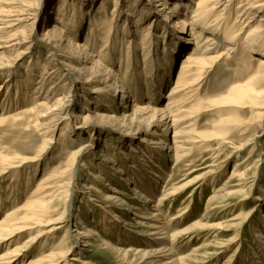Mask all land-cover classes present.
<instances>
[{
	"label": "bare ground",
	"instance_id": "6f19581e",
	"mask_svg": "<svg viewBox=\"0 0 264 264\" xmlns=\"http://www.w3.org/2000/svg\"><path fill=\"white\" fill-rule=\"evenodd\" d=\"M136 2L137 0H129V3L124 7L123 24L118 27L119 23L117 24L114 21L117 19L118 14L114 16V13L110 20L107 18L108 12L103 9L106 1L98 4L97 8L101 12L96 15L95 12L93 13L95 6L89 11L83 3L81 4V0H73V4L71 0H59L54 7L55 20L44 35V41H46V44H50L56 53H60L67 62L63 65L58 60L62 64L64 74H61L59 67H54L48 71L46 69L47 66L44 64L39 75L28 71L24 77L14 76L5 79L7 83L10 82V85L6 84L8 86L5 96L0 101V126L17 121L20 132L25 133L27 129L34 128V131L43 136L53 134L58 128H61V125H65L68 115H70L69 102L66 101V97L56 95L60 93L63 85L65 87V85L72 84V82H78L82 88H86L90 92L97 90L99 94H95V96L90 98L85 97L81 109L87 110V112L84 116H77L82 121L79 127H82V125L88 126L87 130L95 129L100 124V121L110 120L113 116L112 113L102 112L98 109L89 110L85 106L90 104L92 106L94 101L97 103L107 101V94H103V92L112 90L113 93L108 95L111 99V104H109L111 106L120 102L122 106L126 107V103L133 99L130 113L122 112V118L127 116L130 120V123H128L130 128L128 130L137 132L135 136L141 133L149 135L152 132L157 136L158 140L149 139V141H144L148 152L144 151L145 147L144 150H139L137 145L130 147V153L119 150L120 159L114 158L109 151L101 150L100 157H97L98 162L94 163V168L104 171L109 163H112L109 174L111 179L115 180L122 175L121 180H123L124 186L130 187L134 191L136 201L141 204L137 206L139 203H135L136 207L132 206L133 212L131 213L145 219L143 222L136 220L135 222L138 225L132 226H136V228L142 227L140 229L145 231L123 229L121 225L117 224L118 221L114 220L113 215L104 210L100 214L99 223L106 234L109 236L112 233L114 234V239L117 242L129 240L146 242L147 236L151 239L152 242L146 244L152 247L151 250L145 248L137 249L132 245L126 249L118 247L116 250L114 248L117 253L121 254L122 258H128L131 254L144 256L148 251H151L150 256L147 255L146 257H150L154 261L158 260V262L161 259H166L162 264H187L188 257L176 256L175 250L169 247L166 243L167 241H174L180 234L191 231H198L203 236L205 232H208L206 230L210 228L224 229V232H227L235 225L238 226L240 224L238 220H245L246 212L239 210L240 212L232 217L233 221L225 227H220L218 225L221 224L217 223L209 224L206 221L204 222L207 219L204 215L201 219L199 218V221H195L180 230L169 231L167 226L170 223L163 221V216L166 213L159 208V204L164 198H160L155 204H152L156 199L153 195H148L149 191H146L145 194L142 192V183L137 180V174L133 169L136 168L137 164L146 160L147 162H152V166L160 171L162 168L159 161L162 158L163 146L165 145H168V148L172 151L171 154L173 156H171L175 165L193 156L195 149L199 150L201 148L203 152L211 151L212 163H210L205 172L198 175L195 179L194 184L196 185L195 189H197L210 183L215 177L221 176L223 173L222 168L230 157L236 156L241 150L255 144L256 136L247 138L245 142H238L239 144L235 139L241 140L243 137L248 136L250 125L255 123L256 126H261L264 120V0H144V5L138 8L135 7ZM36 3V0L32 2L30 0H0V72L2 75L7 74L10 77L9 71L13 68L12 63L15 60L22 59L23 57L20 56L29 51L27 42L30 32L24 33V31H32L37 25L36 19L39 16V11H37L39 7ZM92 3L93 0L90 1V4ZM116 4L113 10L117 9ZM157 14L163 17V19L161 18L164 24L162 29L166 28L167 22L171 21L172 23L174 18L181 14L177 23L182 31L188 30L186 34L191 37L193 46L183 56V60L179 68H177L178 66L175 67L174 64L175 57L180 51L187 49V44L189 45L190 40L181 35L171 39L168 46L162 49V55L153 60L157 75L155 74V78L152 76L150 83L146 84V89L142 91L138 84H136L137 86L132 85L131 81L128 80L133 73L135 74L136 70H139V66L133 65L132 57L134 54L129 50L130 48L124 49L125 39L123 40L119 33L122 27L124 29L123 32L128 31L127 33H129L130 27H128V23L132 19V27H134L135 31H139V39L137 42L135 40L136 43L134 45L140 46L142 51H144V46L148 43L146 37L149 34L141 22L144 21V16L151 15V19H153L158 16ZM29 20L32 21L29 22ZM17 27L21 28H18L15 32H8ZM6 29H8V33L3 35ZM80 31L84 33L85 37L81 35L82 32ZM90 41L94 43V47H92ZM88 45H90V48ZM91 47L97 49L96 54H94ZM111 47H113L112 51L117 49L119 52L122 51L119 55L117 54L120 68L122 67L120 78L113 76L110 72V67L104 65L99 67L100 59L107 60L106 57ZM67 49H70V52H67ZM145 55L147 56V54H144V58ZM10 56H14V61L11 59L8 62H4ZM123 56L125 61L121 59ZM220 62H224L222 68H224L225 72L221 69L223 73L230 69L229 66L234 65L233 75L227 80L228 86L221 83L213 93L207 94V92L201 90L202 80L209 69L214 68ZM27 65H29L26 67L27 70H30L31 66H36L33 61L32 63H27ZM222 72L221 74H223ZM113 77L114 80L109 84ZM173 78L175 79L167 92V101L164 107L157 108L151 105L152 102L146 99L159 97L166 83ZM51 79L54 82L43 90L46 83ZM99 83L103 84V87H99ZM4 86L0 84V91ZM199 90L202 92L201 95L208 97L202 98L198 94ZM218 91L219 93H217ZM116 93L118 94V99L115 103L113 102L115 99H112V97H115ZM129 93L131 94L129 95ZM31 100H33L32 105L27 107L25 103ZM51 101H53L52 104H49ZM20 105L22 106L17 108ZM222 105L234 110L249 107L251 116L248 121L232 119L233 113L230 112L231 110H226L227 113L225 115L228 116H220L216 119L213 122V128L199 130V113L206 110H216L219 107L222 108ZM98 106L100 105L98 104ZM101 107H104L103 104H101ZM258 122L260 123L258 124ZM170 133H172V140L169 145L166 141L169 140L168 136ZM74 134L78 135L79 133L76 131ZM6 135H3V133L0 135V177L10 172V169L17 165L14 164L17 160L24 158L16 151L13 144L6 142ZM49 139L48 137L45 141L47 142ZM105 142L107 143L106 140ZM89 146L90 144H81L77 148L72 149L69 152L68 160L64 164L60 163V165L51 168L49 171L42 169L38 164L40 161H38L34 168L28 171L30 178L25 180V182L22 181L24 179L20 180V175L10 177L12 182L15 180V185L10 187V189L21 192L26 190L25 187H27L33 176L38 177L42 174V177L37 179L33 188L31 187L28 191V195L25 196L23 201L15 205V208L12 207L13 204L7 207L4 206L2 204L4 203L2 202L4 194H0V210L3 211L4 209L5 211L4 215L0 217V264H70L69 259L75 262L78 261V255L70 256L72 252H78V249L72 248L73 244L80 243L82 246L90 244L91 235H96L94 230H90L82 223H77L73 229H70L67 224L71 209V189L74 188L73 185L80 170L79 165L83 160L81 158L85 155V149ZM106 146L109 147L108 145ZM253 146H251L247 156H243L236 161L229 181L226 180L222 185H218L219 187L215 192H220L221 190V193L219 194L218 192V194L212 195L207 202V209L211 208L220 211L231 207L235 208L248 199V195L243 188L250 183L249 180L251 178H253V181L256 179L255 171L249 172V170H252L249 162L253 157V153H255L252 152ZM41 149L34 153L38 156H36L35 160H40L39 153H41ZM139 152L143 156L135 159L133 156ZM259 155L260 157L263 156L262 153ZM256 165L255 161L254 166L256 167ZM45 166L43 167L45 168ZM244 167L246 169H243ZM87 174L94 180H104L103 175L101 176L99 173L88 172ZM151 174L155 178L153 181H149V184L152 183L155 186L157 184L156 177H159V174L157 172H151ZM231 182H233L232 185H230ZM104 184L109 186L110 189H114L109 183L105 182ZM181 186L184 187L185 184ZM85 187L89 190H95L91 184H87ZM176 188L179 187H175V191L173 193L168 192V194H174ZM21 193L25 194V192ZM8 196L4 195V197ZM102 198L113 197L103 193ZM17 200V197H13L11 203H16ZM185 209L187 207L183 208L178 214L173 215L171 220L179 219L181 216L186 215L188 210ZM43 226L48 227L43 228ZM35 230L36 233L33 234L32 231ZM59 231L64 233L59 234V240H56L54 246L50 248L51 250H42L44 246H47V243H45L47 238H53L52 236ZM27 233H29V236L23 244L14 243L10 245L17 237L24 236ZM218 233L220 232H214L212 236H218ZM41 240H44L45 244L43 243L41 247H37ZM211 240L215 243L209 242L205 246L215 247V252L211 253L209 249H201L202 252L197 255L200 258L196 257L198 263L207 264L226 252L227 249H224V245L228 241H215L214 238ZM238 247H240V244H238ZM237 250L239 249L236 248L233 255H231L232 259L237 258Z\"/></svg>",
	"mask_w": 264,
	"mask_h": 264
},
{
	"label": "rangeland",
	"instance_id": "374dc122",
	"mask_svg": "<svg viewBox=\"0 0 264 264\" xmlns=\"http://www.w3.org/2000/svg\"><path fill=\"white\" fill-rule=\"evenodd\" d=\"M30 1L32 2L33 0ZM36 1H37L36 4L39 7V9L37 10L39 11V16L36 19L37 25H35L34 30L32 31L29 30L26 32L24 31V33L30 32L27 42V46H29V51L24 53L23 56H20L23 58L18 61L17 60L14 61L15 59L13 58L14 56L13 57L10 56V58L8 57L5 59L4 62H8L11 59L14 62L12 63L13 68L11 69V71H9L11 75L10 77H8L7 74L2 75L0 72V84L5 85L4 88L0 91V101L5 96L7 86L10 85V82L7 83L5 79L14 76L24 77L26 73H28V71H30V73L32 74L39 75V73L42 70V65L44 64L47 66L46 69L48 71L54 67H59V69H61V74L62 75L64 74V70H62L61 65L62 64L64 65L67 62L60 53H56L55 50L52 49V46L50 44L49 45L46 44V41H44V35L47 33V30L51 28V23H53L55 20L54 7L56 6L59 0H36ZM74 1H78V0H74ZM90 1L92 0H81V4L83 3L84 6L89 11L92 10V8L95 6L93 13L95 12L96 15L97 14L99 15L101 10L98 9L97 6L100 2L106 1V3H104L105 8L103 9H106L108 12L107 18L110 20L112 18V15H114V13H115L114 16L118 14L117 19L114 21H116L117 24L119 23L118 27H120L123 24L124 7H126V5L129 3V0H120L118 2L117 0H93L92 4H90ZM71 2L73 4V0H71ZM115 4L117 9L113 10L115 8L114 6ZM143 5H144V0H137L135 7L138 8ZM180 15L181 14H179L176 18H174L172 23L171 21L167 22L165 26L166 28L163 29L162 26L164 24L161 21L163 17L160 16V14L153 19H151V15L144 16L143 18L144 21L142 20L143 22H141V24L144 26V29L147 30L146 32H148L149 34L146 37L148 43L146 46H144L147 50L144 48V51H142V48L140 46L138 47L134 45L139 39V31H135L134 27H132L133 25L131 21L132 19L129 20L130 23H128V27H130L129 33H127L128 31L123 32L124 29H122L123 27L121 28L119 34L121 35L123 40L125 39L124 40L125 45L123 47L124 49L130 48L129 50L132 51V53L134 54L132 57L133 65L139 66V70L137 71L135 69L136 70L135 74L133 73L130 76L131 79L129 78L128 80L131 81L132 85L134 84L135 86H137L136 84H138L139 88L140 87L142 88V91L146 89V84L150 83L152 76H154L155 78L157 75V69L153 63V60L156 59L158 56L162 55V51H163L162 49L168 46L171 39L181 35L187 38L188 40H190L189 45L187 44V49L185 50L181 49L182 51H180L178 55L175 57L174 64L175 67L178 66L177 68H179L180 63L183 60V56L190 50V48H192L193 41L191 37L188 36V34H186L188 30L182 31L179 24L177 23L178 17ZM30 21L32 20H29V22ZM18 28L21 27L13 28L10 31L6 29L4 31L5 34L3 35H7L8 32H15ZM81 35L84 36V33L82 32ZM114 37L116 38L115 34ZM90 42L92 47H94V43L92 41ZM88 47L90 48V45H88ZM112 48L113 47H111L110 52L106 57L107 60L100 59L99 67H101L102 65L106 67H110V72L113 74V76L119 77L121 75L120 72H122L121 71L122 67L120 68L118 55L122 51L119 52L118 49L112 51ZM92 49L94 54H96L97 49L94 48ZM67 52H70V49H67ZM144 54H147V56L145 55V58H144ZM121 59L122 61H125L124 56ZM58 60L61 61L60 63L62 64H60ZM32 61L33 64H36V66H31L30 70H27L26 67L29 66L27 65V63H32ZM223 65L224 62H220L219 64L214 66V68L212 69L210 68L209 71L205 74V78L202 80L201 83V87H202L201 90L203 92L205 91L207 92V94L210 92L213 93V91L216 90V87L219 84L223 83L227 85L228 78L233 75L234 65L229 66L230 69L227 70L226 72L227 74L223 73L225 72L224 68H222ZM221 69L224 71L222 72ZM221 72L223 74H221ZM114 77L111 78L109 84L114 80ZM174 79L175 78L171 79L169 82L166 83V86L164 89H162L159 97H153L154 100L153 99H146V100L152 102L151 105L156 106L157 108L164 107L167 101V96H166L167 92L169 88L172 86ZM53 82L54 80L52 79L49 80L46 83L43 90H45L46 87ZM65 82L69 83L68 81ZM98 86L103 87V84L99 83ZM85 89L82 88V86L78 82H72V84L69 83L65 85V87L64 85L61 87L60 93L57 94L56 96L63 95L66 97L67 99L66 101L69 102L68 107H69L70 115H68L65 125H61V128H58L53 134H50L49 136L40 135L38 132L34 131V128L27 129L25 133L20 132L18 130L19 123L17 121H15L14 123H6L0 126V131H1L0 135L2 133L3 135L7 134L5 136L6 142L8 144H13L16 151L21 156L24 157L17 160L16 163H14L17 165H15L13 169H10V172L5 173L3 176L0 177V194L9 195L8 197H4L3 195L2 202L4 203L2 204L6 207L13 204L12 207L15 208L14 206L19 204L21 201H23L25 196L28 195V191L31 189V187L33 188L37 179L42 177V174H40L38 177L33 176V178L29 181L27 187H25L26 190L21 191V192H25V194L21 192L12 191L10 189V187L15 185V180L14 182H12L10 177L20 175L19 177L20 180L24 179L22 181L25 182V180L30 178V176H28V171H31L38 161H40L38 164L39 166H41L42 169L44 170L46 169L47 171H49L51 168L60 165V163L64 164L68 160V157L70 155L69 152H71L72 149L77 148L81 144H90V146L85 149L86 151L84 152L85 155L83 154L84 156L81 158V160L82 159L83 160L82 162H80L79 165L80 170L76 177L77 178L76 182L73 185L74 188L71 189L72 192L71 207H70L71 209L69 211V217L67 218V224L70 229H73L75 228L77 223L80 224L82 223L90 230H94V232H96V235H91L90 244L83 246L80 245V243L73 244L72 248L74 249L75 247L76 250L78 249L77 250L78 252L76 253L72 252L70 256L78 255V261L75 262L69 259V263L70 264H151V262L154 260L150 257L149 258L146 257L151 253V251H148L146 254H144V256H142L141 254H136V255L131 254L128 256V258H122L121 254L116 252L118 247H121L122 249H126L130 245L136 247L137 249L145 248L151 250L152 247L146 245L152 242L151 239L148 238V236L146 242H143L142 240L141 242L138 240L117 242L114 239L115 237L113 233H112L113 235L110 234L111 236L110 237L108 234H106L103 231L104 229H102V227L100 226L99 222H100V217H101L100 214H102V210L111 213L114 217V220L118 221L117 224L121 225L122 228L125 230L127 228L141 230L140 228L142 227L136 228V226H132V225H138V223L135 222L136 220H138L139 222H143L145 219L142 218L141 216H135L131 213L133 212L132 206L135 203H139V202L136 201V194H134V191H132L130 187L124 186V182L123 180H121L122 175L115 180H112L111 177L109 176L111 172L110 168L112 167V163H109V165L104 171H99V169L94 168V163L98 162L97 157L102 152L101 150L109 151V153L112 154L114 158L120 159V154L118 152L119 150H124L127 153H130V147L137 145L139 150L141 149L144 150L145 147L144 151L148 152L146 151L148 148L144 144V141H149V139L151 140L153 139L157 141L158 138L152 132L149 135L141 133L140 135L135 136L137 132H132V130L130 131L128 130L130 128V126L128 125V123H130V120L127 118V116L122 118V115L123 113L126 114L130 113L133 99H131V101L126 103L127 106L124 107L122 106V103L117 102L118 94L116 93L115 97H112V99H115L113 100V102L115 103L117 102V103L111 106L109 105L111 104V99L109 98L108 95L113 93L112 90L109 92L107 91L103 92V94H107L106 99H108L107 101H104V103L102 102L97 103L94 101V104L92 106L91 104L85 105L87 106V108H89V110L98 109L99 111L102 112L112 113L113 116L110 118V120L108 119L109 121L108 120L100 121V124L96 126L95 129H91V130H87L88 126L82 125V127H79L82 124V121L77 116H84V114H86L87 112V110L84 111L81 109L84 98L93 97L95 96V94L99 95L97 90H93V92H90L89 90L87 89L85 90ZM201 90H199L198 92V94L200 95L202 94ZM217 93H219V91ZM130 94L131 93H129V95ZM119 97H120V93H119ZM201 97L204 98L208 96L201 95ZM52 102L53 101H51L49 104H52ZM32 103L33 100L25 103V105H27V107H30ZM98 104L100 106H98ZM101 104H103L105 109L104 107H101ZM21 106L22 105L18 106L17 108ZM224 106L225 105H222L221 106L222 108L219 107L216 110L212 109V110H206L200 112L198 116L199 117L198 129L208 130L213 128L212 125L216 119H218L220 116L221 117L228 116L225 115V113H227L226 110H231L230 112L233 113L231 116L232 119L233 118L238 120L243 119L242 121H248L249 117L251 116V111L249 107H243L238 110H234L229 108L228 106L225 107ZM14 108L16 109V107ZM220 110L222 111L219 112ZM223 112L224 114H222ZM262 122L263 123L261 126L257 125L258 127L256 126L255 123H252L250 125L251 126L250 129L248 130L249 132L248 136L243 137L241 140L235 139L237 143L238 142L242 143L245 142L247 138H250L251 136L253 137L256 136L255 144H253L255 146L250 145L248 148H245L244 150H241L239 153H237L238 156L236 155L230 157L229 161L222 168L223 169L222 175L219 177L218 176L215 177L210 183H207L203 187H200L201 189L200 188L195 189L196 187V185L194 184L196 181L195 179L198 175L205 172L208 169L210 163H212L211 161L212 157L210 154L211 151L203 152L201 148L199 150L195 149V153L193 151L194 157L193 156L188 157L189 159H184L183 161H181L180 163H176L175 165L174 160L172 158L173 154H171L172 151L170 150V148H168V145H165L163 146V155L161 156L162 158L160 159V161L158 160L160 167L162 168L160 169V171H158L157 168L152 166L153 165L152 162H147L146 160L143 163L141 162L137 164L136 168L133 169V171H135L137 174L136 176L137 180H139V182L142 183L141 186L142 192H144L145 194L146 191L147 192L149 191L148 195H153L154 198L156 199L155 201H153V203L151 202L152 204H155L160 198H164L163 200H161L159 204V208H161V210L166 213L163 216L164 219L163 221L165 223H170L167 226L169 227V231L180 230L192 224L195 221H199L204 215L207 218L204 220V222L206 221L209 224L217 223V224H221L218 226L225 227L228 223H231L233 221L232 217L235 216L237 213H239L241 210L246 212L244 216L245 220H242L243 222L238 220L240 224L238 226L235 225L231 230H228L227 232H224V229L210 228L209 230L208 229L206 230L208 232L204 231L205 235L203 236L198 231H194V232L191 231L188 233L180 234L178 237L174 239V241H167L166 243L169 245V247L175 250L176 256L188 257L187 264H200L197 262L198 260L196 259V257L198 259L200 258V256L197 255H200V253L202 252L201 249L203 250L209 249L211 253H214L216 250L215 247L205 246L209 242L215 243L213 242V240H211L213 238L215 239V241L216 240L218 241L220 240L221 242L228 241L224 245V249L227 250L224 253V255L222 254L220 257L215 258L213 260L210 259L211 262H208L207 264H264V120ZM259 123L260 122H258V124ZM131 129H133V127H131ZM76 131L77 133H79L78 135L74 134V132ZM48 137L50 138L48 140L50 142L47 141L48 142L47 143L45 139ZM168 139L169 140L166 142L167 144L170 145L172 140V133L169 134ZM105 140L107 141V143L105 142ZM106 145H108L109 147H107ZM251 146L254 147L252 152L255 153H253V157L250 159L249 162V166L251 165L250 167L252 168V170H249V172L255 171L256 179L255 181H253V178H251L249 180L250 183L243 188L245 193L248 195V199L243 203L239 204L238 206H236L235 208L231 207L220 211L211 208L207 209L206 205L208 200L212 197V195L218 194L219 191L217 192L215 191L218 189L220 185L223 184L224 181L226 180L229 181L231 171L235 166L236 161L241 159V157L243 156H247L249 154V151L251 150ZM40 148H42L41 153H39L40 160H35L37 155H35L34 153ZM153 148L157 149L156 147ZM32 151L33 153H31ZM260 153H262L263 156L260 157L259 155ZM135 154H133L135 155L133 156L135 159L143 156L141 155L142 154L141 152ZM147 154L150 155L149 153ZM255 161L257 163L256 167L254 166ZM44 165H46L45 168L43 167ZM243 169H246V167H244ZM88 172L99 173L101 176L103 175L102 177H104V180H100V179L98 181L94 180L90 175L87 174ZM151 172H157V174H159L160 177V178L156 177L157 184H155V186H153L152 183H151L152 186L151 184H149L155 178L151 174ZM215 180L216 182H214ZM105 182L109 183L110 186H112V188L114 189H110L109 186L104 184ZM10 183L13 184L11 185ZM87 184H91L95 188V190L86 189L85 186ZM183 184H185L184 187L181 186ZM232 184L233 182L230 183V185ZM175 187H179L176 188V192L171 195L168 194V192L173 193V191H175L174 189ZM103 193L109 194L113 198L104 199L102 198ZM220 193L221 190L219 194ZM13 197H17L18 200L16 203L13 202L11 203ZM140 205L141 204L139 203V205L137 206ZM185 207H187V209L185 210H188L186 215L181 216L179 219L171 220L173 215L178 214ZM4 213H5L4 209L3 211L0 210V217H2ZM136 213H138V211H136ZM45 227L48 226H43V228ZM141 231H145V230H141ZM214 232H220V233H218V236L213 237L212 235L214 234ZM29 233H27L24 236L17 237L15 240H13V242L10 243V245L14 243L23 244L26 238H28ZM32 233L33 234L36 233V230L32 231ZM62 233L64 232L59 231L52 236L53 238H47V242H45L47 243V246H44L42 250L44 251L51 250L50 248L54 246L56 240H59L58 238L59 234ZM43 243L44 240H41L37 247H41ZM238 244H240V247H238ZM236 248L239 249L237 250L238 251L237 258L232 259L231 255H233ZM25 259L27 258L25 257ZM165 260L166 259H161L159 262L157 260L154 261L153 264H162Z\"/></svg>",
	"mask_w": 264,
	"mask_h": 264
}]
</instances>
